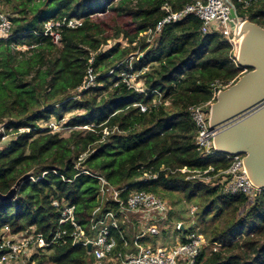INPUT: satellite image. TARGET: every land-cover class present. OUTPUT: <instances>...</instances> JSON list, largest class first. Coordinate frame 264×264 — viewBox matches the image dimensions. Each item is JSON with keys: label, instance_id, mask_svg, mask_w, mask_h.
<instances>
[{"label": "trees", "instance_id": "trees-1", "mask_svg": "<svg viewBox=\"0 0 264 264\" xmlns=\"http://www.w3.org/2000/svg\"><path fill=\"white\" fill-rule=\"evenodd\" d=\"M193 2L0 0V12L11 22L10 31L0 35V126L5 137L13 135L0 148V192L30 175L15 198L0 200V232L9 226L15 234L35 229L48 237L66 203L75 205L77 222L88 228L101 185L85 169L112 188L127 187L124 199L142 190L165 199L171 206L165 224L174 207L192 205L207 241L196 264H264V190L252 202L204 181L202 176L215 178L231 160L199 149L189 110L212 105L216 83H234L245 73L234 45L219 32L204 33L194 15L165 25L151 43L142 35L167 14L164 5L176 12ZM239 11L264 27V0ZM72 17L82 24L62 27L59 43L45 34L47 22ZM118 39L126 44L105 49ZM137 51L142 57L130 62ZM90 67L96 83L78 92ZM127 72L144 92L124 81ZM75 111L65 125L68 135L39 124ZM149 174L157 177L145 180ZM101 206V213L117 209L110 191ZM117 237L121 249L124 242ZM64 240L26 264H93L87 247L73 245L69 236ZM3 252L0 237V258Z\"/></svg>", "mask_w": 264, "mask_h": 264}, {"label": "built area", "instance_id": "built-area-1", "mask_svg": "<svg viewBox=\"0 0 264 264\" xmlns=\"http://www.w3.org/2000/svg\"><path fill=\"white\" fill-rule=\"evenodd\" d=\"M257 0H238L239 7L233 0H194L193 3L186 5L183 9L173 12L167 5L162 7L167 14L156 24L154 29H148L143 36L147 37V42L151 43L162 33L165 25L181 21L188 15L198 17L202 22L201 30L204 33L219 32L234 45V56L237 57L241 43L240 32L241 22L237 17L239 9L246 10ZM245 19V17H244ZM82 24V20L72 17L68 21H50L45 24V34L50 35L55 43L61 39V28L64 26L75 28ZM11 28V22L8 16L0 12V35L5 36ZM239 30V31H238ZM116 43V41H115ZM107 47H105L106 49ZM140 51L131 55L130 62L138 57ZM142 57V55L140 56ZM92 61V60H91ZM110 73H113L111 71ZM125 82L144 92L140 82H136L135 74L131 72L124 73ZM96 83V76L90 67V73L83 86L78 92L86 90ZM233 83L222 86L221 83L215 84L216 96L220 90L227 89ZM142 111H146V106L140 105ZM211 104H201L190 107V113L196 126V145L207 155L220 154L231 160L229 168L219 171L213 178L212 176H202L204 181L213 186H221L226 194H243L249 201H254L258 193L264 189L258 188L249 178L243 154H221L218 153L214 145L215 131L211 128L209 122V110ZM52 131L60 129L59 124L49 123L47 125ZM84 157L81 156V161ZM79 168V164L76 165ZM209 170H213L210 168ZM185 171V169H183ZM82 173L98 178L100 181V205L97 206L92 215L88 228L84 229L76 220L75 205L63 204L58 222V227L52 231L48 237L35 229L21 233H12L9 226L3 227L0 232L1 248L4 250L0 258V264H26L33 256L40 251L51 248L65 237L72 239L73 245H82L88 247L91 243L93 264H196L199 255L202 253L207 241L200 234L199 228H191L181 237L178 242L172 246H159L152 239L160 234V225L168 218L170 206L165 199L146 191H135L126 199L121 197V193L127 189L121 190L112 188L108 181L97 174L83 169ZM201 176V174H198ZM157 176L149 174L147 179H155ZM32 180H35L31 177ZM110 191L112 199L117 203V209H110L102 212V203ZM132 214L135 219L132 233L134 235V253L129 247L130 243L124 226L127 225V216ZM143 223L146 228L138 232ZM176 229H184L181 222H177ZM124 242L123 248L118 249V237ZM147 239H150L148 241ZM144 240V242H143ZM152 241V242H151ZM217 246V245H214Z\"/></svg>", "mask_w": 264, "mask_h": 264}, {"label": "water", "instance_id": "water-1", "mask_svg": "<svg viewBox=\"0 0 264 264\" xmlns=\"http://www.w3.org/2000/svg\"><path fill=\"white\" fill-rule=\"evenodd\" d=\"M243 33L237 61L245 73L227 89L220 90L209 110V122L215 131L214 145L221 154H243L250 180L264 189V27L237 13ZM241 36V35H240ZM5 138L0 126V142ZM21 177L0 200L15 198ZM91 251V243L88 245Z\"/></svg>", "mask_w": 264, "mask_h": 264}, {"label": "rangeland", "instance_id": "rangeland-1", "mask_svg": "<svg viewBox=\"0 0 264 264\" xmlns=\"http://www.w3.org/2000/svg\"><path fill=\"white\" fill-rule=\"evenodd\" d=\"M115 41L116 43L121 42L122 45L126 44V41L123 39H118L114 41L112 40L106 46L107 47L106 49L111 48V46L115 44ZM141 55H143V53L140 52L139 56ZM75 113H78V111L69 112L68 114H66L65 118L62 119V121H59L57 117H52L50 121L48 122L41 121L39 124L44 127H46L49 123L59 124L60 129L58 131L56 130V132H60L62 135L65 136V135H68L70 131L69 127L65 125L68 122L69 118ZM12 137L13 135L6 136L0 142V148L6 145L12 139ZM194 211H195V208L192 205L186 204V203H182L174 207L170 222L168 224L162 223L160 225V229H161L160 234L157 236H154L152 240L156 242L159 246L174 245L178 240H180L181 237H184L187 231H189L193 227H196L197 219L195 217V213H193ZM127 221H128L127 225L124 226V231L126 232L128 241L130 243L129 248L134 253H136V249L134 248V235L135 234L132 233V230L135 224V219L132 214H128ZM177 222H181L184 225V229L177 230L175 227ZM139 227L140 229L138 230V232L142 230L144 231L146 228V226L143 223H141Z\"/></svg>", "mask_w": 264, "mask_h": 264}, {"label": "bare ground", "instance_id": "bare-ground-1", "mask_svg": "<svg viewBox=\"0 0 264 264\" xmlns=\"http://www.w3.org/2000/svg\"><path fill=\"white\" fill-rule=\"evenodd\" d=\"M240 30H241V28H240ZM238 31H239V30H238ZM242 34H243V33L241 32V34H240V35H241V37H240L241 41H242V38H243V35H242Z\"/></svg>", "mask_w": 264, "mask_h": 264}, {"label": "crops", "instance_id": "crops-1", "mask_svg": "<svg viewBox=\"0 0 264 264\" xmlns=\"http://www.w3.org/2000/svg\"><path fill=\"white\" fill-rule=\"evenodd\" d=\"M178 242V241H177Z\"/></svg>", "mask_w": 264, "mask_h": 264}]
</instances>
